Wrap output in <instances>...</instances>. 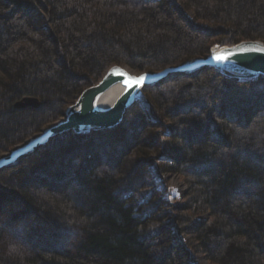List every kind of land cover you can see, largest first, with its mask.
I'll return each instance as SVG.
<instances>
[{"label":"trees","instance_id":"1","mask_svg":"<svg viewBox=\"0 0 264 264\" xmlns=\"http://www.w3.org/2000/svg\"><path fill=\"white\" fill-rule=\"evenodd\" d=\"M264 42V0H0V155L110 66L161 71ZM26 96L37 108H17ZM164 174L187 187L175 203ZM189 237L191 243L186 242ZM264 264V76L147 86L116 127L0 171V264Z\"/></svg>","mask_w":264,"mask_h":264},{"label":"water","instance_id":"2","mask_svg":"<svg viewBox=\"0 0 264 264\" xmlns=\"http://www.w3.org/2000/svg\"><path fill=\"white\" fill-rule=\"evenodd\" d=\"M207 66L240 80L264 76V42L247 39L234 44H214L206 56L191 58L179 66L167 67L161 71L136 73L128 70L125 65L114 64L103 73L97 83L85 89L74 104L66 108L63 120L42 129L40 133L0 155V171L16 164L59 135L116 127L123 121L127 109L141 99L147 86L162 80L171 72H193ZM141 76L144 79L138 82ZM116 84L123 86L118 98L111 104H100L99 99L103 93ZM39 105L40 100L33 96L23 97L15 103L17 108H37Z\"/></svg>","mask_w":264,"mask_h":264},{"label":"rangeland","instance_id":"3","mask_svg":"<svg viewBox=\"0 0 264 264\" xmlns=\"http://www.w3.org/2000/svg\"><path fill=\"white\" fill-rule=\"evenodd\" d=\"M125 67H127V66H125ZM127 69L128 70H130V71H133L132 69H129L128 67H127ZM107 70V69H106ZM105 70V71H106ZM104 71V72H105ZM133 72H136V73H138L137 71H133ZM103 75V74H102ZM102 75H101V77H102ZM101 77L98 79V80H96L93 84H95V83H97L100 79H101ZM92 84V85H93ZM92 85H90V86H92ZM89 86V87H90ZM79 96H80V94H79ZM78 96V97H79ZM77 97V98H78ZM66 109V108H65ZM65 115V111L63 112V115H61L57 120H55L56 122H58L59 120H63L64 119V116ZM125 117V116H124ZM55 121H53V122H51V123H49V124H54V123H56ZM49 124H47V125H49ZM47 125H45V126H47ZM41 129H43V128H41ZM41 129H40V131H41ZM40 131H38V132H36V134H38V133H40ZM30 137H32V136H30ZM28 139V138H27ZM53 140V139H52ZM2 155V154H1ZM162 179H163V182L166 184V186H167V188L172 192V200L175 202V203H177V202H179L178 200H181V199H183V197H184V195L186 194V192H187V187H186V184L184 183V181L181 179V177L179 176V175H172V174H170V175H168V174H164L163 176H162ZM189 237H187L186 238V242L188 243H191V241H190V239H188ZM196 257H195V259H194V263L193 264H208V262H207V260L203 257V256H201V255H195Z\"/></svg>","mask_w":264,"mask_h":264},{"label":"bare ground","instance_id":"4","mask_svg":"<svg viewBox=\"0 0 264 264\" xmlns=\"http://www.w3.org/2000/svg\"><path fill=\"white\" fill-rule=\"evenodd\" d=\"M184 62H185V61H184ZM178 66H179V65H178ZM88 87H89V86H88ZM88 87H86L85 89H87ZM85 89H83V91H84ZM122 89H123V86L120 85V84H116V85L110 87V88H109L106 92H104L103 95L100 97V99H99V101L101 102L100 104H102V105H107V104H111L112 102H114L115 99L118 98L119 94H121ZM83 91H82V92H83ZM82 92H81V93H82ZM81 93H80V94H81ZM74 102H75V101L69 103V104L66 106V108L69 107L70 105H73ZM29 107H31V106H29ZM65 110H66V109H65ZM59 121H60V120H59ZM55 122H56V121H55ZM51 125H52V124H49V125H47V126H43L42 128L44 129V128L49 127V126H51ZM112 128H113V127H112ZM105 129H110V128H105ZM105 129H101V130H105ZM41 131H42V129H41ZM41 131H40V132H41ZM93 131H98V130H93ZM90 132H92V131H90ZM86 133H87V132H86ZM34 135H36V133H34V134L31 135V136H34ZM63 135H64V134H63ZM63 135H59V136H63ZM59 136H57V137H59ZM55 138H56V137H55Z\"/></svg>","mask_w":264,"mask_h":264},{"label":"snow or ice","instance_id":"5","mask_svg":"<svg viewBox=\"0 0 264 264\" xmlns=\"http://www.w3.org/2000/svg\"><path fill=\"white\" fill-rule=\"evenodd\" d=\"M143 79H144L143 76L139 77V78H138V82H139V81H142Z\"/></svg>","mask_w":264,"mask_h":264}]
</instances>
